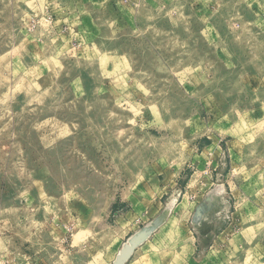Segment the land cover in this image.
<instances>
[{"label": "rangeland", "instance_id": "rangeland-1", "mask_svg": "<svg viewBox=\"0 0 264 264\" xmlns=\"http://www.w3.org/2000/svg\"><path fill=\"white\" fill-rule=\"evenodd\" d=\"M166 211L123 264H264V0H0V264H115Z\"/></svg>", "mask_w": 264, "mask_h": 264}, {"label": "crops", "instance_id": "crops-1", "mask_svg": "<svg viewBox=\"0 0 264 264\" xmlns=\"http://www.w3.org/2000/svg\"><path fill=\"white\" fill-rule=\"evenodd\" d=\"M197 160L203 159V156L197 155L195 158ZM201 166L198 164V167ZM181 179H184V176L180 174L178 178L176 179V184L180 185L183 184ZM213 177L207 175L201 177V184L199 185V189L206 188V192H212L211 187L214 184L212 181ZM176 185V186H177ZM180 188V191L178 192L177 189ZM210 188V189H209ZM176 189V194L180 195V203H184L186 198V189L185 187L180 186ZM146 196L143 194V192L138 190H132L128 188V186H125L124 188H121L120 190L115 192V195L113 197V200L109 207V222L108 223H102L98 225L96 228L97 232L95 233V239L92 241L94 243L95 247H100L102 257L107 256H113L114 254L111 253L113 250H117L119 246L122 245L124 239L129 235L136 231L137 225L141 222V218L144 216L146 212H148V206L144 207L142 209H138V206L144 201ZM192 236L194 237V240L196 239V230L194 231V228L191 230ZM15 240H18L17 238ZM9 241V244L7 243ZM86 241L84 240L83 243ZM21 245V248L23 246V241H14V249H17ZM11 246L10 239L7 240L5 237H0V248L2 250L7 251V247ZM20 248V249H21ZM114 251V253H115ZM33 257V256H32Z\"/></svg>", "mask_w": 264, "mask_h": 264}, {"label": "bare ground", "instance_id": "bare-ground-1", "mask_svg": "<svg viewBox=\"0 0 264 264\" xmlns=\"http://www.w3.org/2000/svg\"><path fill=\"white\" fill-rule=\"evenodd\" d=\"M219 189V188H218ZM167 216V211L158 216L151 224L145 226L143 229L135 233L129 241L124 245L122 251L117 257L115 264H123V262L133 253L136 246L143 242L151 232L161 225Z\"/></svg>", "mask_w": 264, "mask_h": 264}]
</instances>
